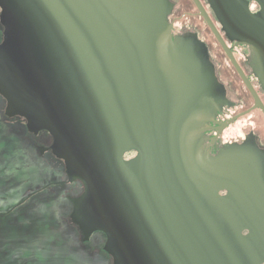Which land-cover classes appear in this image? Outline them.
I'll list each match as a JSON object with an SVG mask.
<instances>
[{
	"label": "water",
	"instance_id": "95a60500",
	"mask_svg": "<svg viewBox=\"0 0 264 264\" xmlns=\"http://www.w3.org/2000/svg\"><path fill=\"white\" fill-rule=\"evenodd\" d=\"M201 15L247 81L200 0ZM236 36L264 50L262 21L243 0H212ZM4 114L25 117L26 137L97 201L84 235L99 264H241L192 184L190 132L222 102L207 61L170 39V0H0ZM221 22L226 25L222 17ZM178 27L185 25L180 18ZM2 31V25L0 24ZM1 41V39H0ZM7 105V110H6ZM235 119V118H234ZM234 119L226 122L229 124ZM54 141V144H53ZM59 155L50 150L51 145ZM132 148L137 157L127 160ZM65 195L80 192L70 183ZM105 245V248H104Z\"/></svg>",
	"mask_w": 264,
	"mask_h": 264
},
{
	"label": "flooded vegetation",
	"instance_id": "af4514ba",
	"mask_svg": "<svg viewBox=\"0 0 264 264\" xmlns=\"http://www.w3.org/2000/svg\"><path fill=\"white\" fill-rule=\"evenodd\" d=\"M170 1L173 3L168 14L171 42L191 48L198 62L207 61L212 65L223 89L222 102L216 103L211 112L200 116L190 132L195 156L189 167L195 177L192 184L199 190L204 206L221 224L241 264H264V50L237 37L235 28L212 0H200L249 80L253 92L201 15L195 1L189 0L195 11H181L177 9L176 0ZM243 2L251 14L261 19L264 30V0ZM182 14L204 21L221 51L213 53L197 27H178ZM6 16L0 5V44L4 41ZM221 17L226 20V25L221 22ZM231 119L234 120L225 125ZM53 144L50 150L61 158ZM137 155L138 150L132 148L124 153V158L131 160ZM61 159L66 165L69 182H80L81 187L78 194L69 196L73 205L72 219L77 214L76 222L73 220L85 236L96 232L104 234L106 245V233L96 229L101 222L100 217L93 216L97 206L91 201L97 199L89 195L87 184ZM107 253L114 264L113 254Z\"/></svg>",
	"mask_w": 264,
	"mask_h": 264
},
{
	"label": "rangeland",
	"instance_id": "374dc122",
	"mask_svg": "<svg viewBox=\"0 0 264 264\" xmlns=\"http://www.w3.org/2000/svg\"><path fill=\"white\" fill-rule=\"evenodd\" d=\"M176 1L177 9L195 11L189 0ZM198 18L181 15L186 26L200 30L213 53L221 51ZM5 101L0 94V264H99L69 219L65 173L26 137L25 117L4 114Z\"/></svg>",
	"mask_w": 264,
	"mask_h": 264
}]
</instances>
